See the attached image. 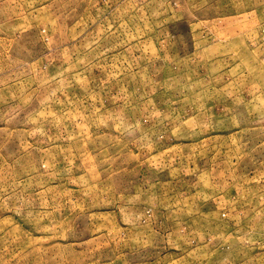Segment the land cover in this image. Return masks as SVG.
<instances>
[{
  "label": "rangeland",
  "instance_id": "rangeland-1",
  "mask_svg": "<svg viewBox=\"0 0 264 264\" xmlns=\"http://www.w3.org/2000/svg\"><path fill=\"white\" fill-rule=\"evenodd\" d=\"M0 264H264V0H0Z\"/></svg>",
  "mask_w": 264,
  "mask_h": 264
}]
</instances>
